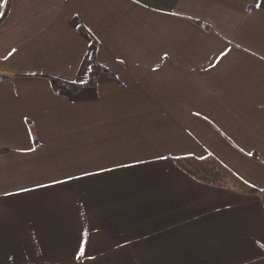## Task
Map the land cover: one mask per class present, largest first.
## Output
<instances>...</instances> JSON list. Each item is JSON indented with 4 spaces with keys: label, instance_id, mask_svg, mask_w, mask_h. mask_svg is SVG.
I'll use <instances>...</instances> for the list:
<instances>
[{
    "label": "crops",
    "instance_id": "0c3cea01",
    "mask_svg": "<svg viewBox=\"0 0 264 264\" xmlns=\"http://www.w3.org/2000/svg\"><path fill=\"white\" fill-rule=\"evenodd\" d=\"M259 1L0 4V264H264Z\"/></svg>",
    "mask_w": 264,
    "mask_h": 264
},
{
    "label": "trees",
    "instance_id": "16d2710c",
    "mask_svg": "<svg viewBox=\"0 0 264 264\" xmlns=\"http://www.w3.org/2000/svg\"><path fill=\"white\" fill-rule=\"evenodd\" d=\"M256 8L264 10V0H260L256 5L249 6V9ZM6 11L7 9L5 12ZM81 28L85 30L84 27L81 26ZM92 60L93 64L89 73V77L86 81L87 85H95L101 71H103V67L97 62L95 49L92 50ZM55 81L58 83L63 82L60 79H55ZM69 84L75 91L79 90L83 86V84L78 83L70 82ZM175 162L181 170L204 183L218 184L221 180L229 176L228 170L210 157L198 158L185 156L176 158Z\"/></svg>",
    "mask_w": 264,
    "mask_h": 264
},
{
    "label": "snow or ice",
    "instance_id": "6c2138e0",
    "mask_svg": "<svg viewBox=\"0 0 264 264\" xmlns=\"http://www.w3.org/2000/svg\"><path fill=\"white\" fill-rule=\"evenodd\" d=\"M7 0H0V4H6ZM16 50L13 49L12 52H10L8 55L11 56ZM226 55V53L224 52H220L217 56V59L223 58ZM8 57L6 56L5 59H7ZM249 155H251V153H249ZM80 254L83 255L84 254V249L81 248L80 250ZM79 258V257H78Z\"/></svg>",
    "mask_w": 264,
    "mask_h": 264
},
{
    "label": "rangeland",
    "instance_id": "374dc122",
    "mask_svg": "<svg viewBox=\"0 0 264 264\" xmlns=\"http://www.w3.org/2000/svg\"><path fill=\"white\" fill-rule=\"evenodd\" d=\"M59 251H60V250H58V252H59ZM63 251H65V250H63ZM63 251H62V252H63ZM66 251L68 252L69 255L74 256V252H75L74 249H67ZM58 260H59V259H58ZM37 264H41V263H37ZM42 264H43V263H42ZM73 264H74V263H73Z\"/></svg>",
    "mask_w": 264,
    "mask_h": 264
}]
</instances>
